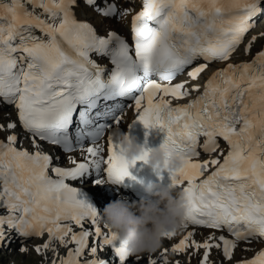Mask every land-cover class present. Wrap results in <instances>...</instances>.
<instances>
[{
    "label": "snow or ice",
    "instance_id": "obj_1",
    "mask_svg": "<svg viewBox=\"0 0 264 264\" xmlns=\"http://www.w3.org/2000/svg\"><path fill=\"white\" fill-rule=\"evenodd\" d=\"M141 2L142 10L131 21V44L115 29L99 35L91 22L76 17L81 5L102 19L130 13L131 8L121 11L113 0H28L42 14L28 11L21 0L0 4V19L6 21L0 23V106L14 105L32 147L17 148L16 122L0 124V131L10 132L0 140V208L7 212L0 215V242L6 231L22 242L46 235L34 250L51 252L49 264H127L133 255L103 223L85 191L66 183L87 184L92 176L96 185L118 186L135 179L130 170L137 162L147 163L150 149L129 165L114 139L122 112L113 108L123 105L110 102L124 98L134 104L135 123L164 133L159 148L184 160L185 167L170 175V187L182 190L188 206L186 234L163 248L159 259L137 255L135 264H169V251L188 249L193 254L203 250L199 264H215L213 249L232 261L239 243L264 242V50L251 64L229 62L254 26L262 0ZM92 54L109 58L113 67L107 77ZM198 60L204 62L187 71L189 80L173 83ZM213 62L226 67L214 72L202 92L189 86ZM257 62L259 71L253 73ZM193 92L200 95L173 106V100ZM106 131L107 156L101 143ZM41 142L64 153L78 150L82 159L67 156L73 167L56 166L53 160L60 157L45 153ZM202 154L208 158L200 160ZM190 226L228 236L213 232L197 241ZM60 247L67 250L64 256ZM237 264H264V249Z\"/></svg>",
    "mask_w": 264,
    "mask_h": 264
},
{
    "label": "clouds",
    "instance_id": "obj_2",
    "mask_svg": "<svg viewBox=\"0 0 264 264\" xmlns=\"http://www.w3.org/2000/svg\"><path fill=\"white\" fill-rule=\"evenodd\" d=\"M117 144L129 165L140 160L146 150L127 133L118 135ZM146 159L145 165L158 177L163 173L169 176L179 173L185 167L180 156L166 154L160 148L150 149ZM144 192L147 198L132 203L118 199L109 203L102 213L103 223L117 234L132 255L159 251L165 237L184 230L188 214L187 201L181 189L149 183Z\"/></svg>",
    "mask_w": 264,
    "mask_h": 264
},
{
    "label": "bare ground",
    "instance_id": "obj_3",
    "mask_svg": "<svg viewBox=\"0 0 264 264\" xmlns=\"http://www.w3.org/2000/svg\"><path fill=\"white\" fill-rule=\"evenodd\" d=\"M113 2H116L118 4V7L121 11H123L124 9H127V8H131L130 13L126 16L118 17L116 19H102L99 15L94 13L91 9H87L85 11L83 8V5H81V7L78 8L76 11L79 14H81L84 18L86 17V19L96 27L97 31L101 35H106V30L108 28H112V29H115L118 33L124 35L126 37L127 41H132V35L129 32V28H126L127 27L126 24L129 23L130 18L133 15V12L136 11V9L138 8L139 1L135 0V2L131 3V4L123 3L122 0H113ZM24 4L29 5L28 0H24ZM35 12L39 13L40 8H35ZM252 30H250L247 33V35L245 36V39L252 32ZM261 41L262 40H260V42ZM262 42H263V45L259 49H257L252 55H254L255 53L259 52L260 50H262L264 48L263 47L264 46V39ZM246 46L247 45L244 46V49L246 48ZM256 46L257 45L255 43H252L251 50H252V48H254ZM246 59L248 60V58H246V56L243 55L242 59L236 60V62H242ZM106 66L110 67V64H107ZM133 107H134V105L130 104L126 108H124L123 110L113 108V111L116 112L117 114H120L122 112V115H121L122 123L119 125V127L123 128L124 131L128 130L129 125L131 124V120L134 119L133 117L135 116V112L133 111ZM5 109H8L5 105L0 106V124L6 125L9 121L16 122L15 109L13 107L9 108L10 109V115L9 116L6 115ZM18 133H19V131L16 129L14 134L18 135ZM9 134H10V132H8L7 130L6 131H0V140H4L6 138V136ZM107 135H108V132L106 131L105 137L101 141V143L104 145V148H105V156H107V151H106ZM21 137H26V135L21 134ZM57 156L60 157V159L57 161H59L61 164H64V165H67L70 167L73 165L68 161L67 156H71L77 160L82 159L81 153L79 151H77V153L70 154V155L64 154V153H58ZM88 180L91 182L87 183L86 186H88L91 189L94 187L98 191L102 192L101 195H102L103 201L106 203V206L109 203L114 202L118 199H125L129 203L138 201V200H135L134 198H132L131 196L126 195L121 190H118L117 188H114L110 185H107V184L96 185L95 184V178L89 177ZM188 230H193L196 233L194 238L197 241H203L209 234L213 233V231H206V230H202V229H198V228H192V227H190ZM186 231L187 230L181 231L179 234H177V236L174 239H171L172 240L171 246L175 245L178 242V240L184 234H186ZM214 234L216 236L220 235L219 233H216V232H214ZM10 238H11V240H13L14 238H17V234L14 231H6V239L3 241V243L8 242V240ZM17 239H19V238H17ZM163 241L168 242V239H164ZM61 248L62 247H60L59 249H61ZM245 248H249L251 250L244 251ZM262 249H264V242L256 241L250 245L242 242V243H239L238 247L236 248V250H239V252L234 250V256H233L232 261L224 260L221 251L215 250V249L212 250L210 259L212 262H215V264H218V262H220V261H223V264H237V262H239L241 260H248V259L254 257L255 254ZM66 251H67L66 249L62 248L60 250V253L64 252L66 254ZM169 253H170V257H169ZM193 253H194L193 249H188L185 253H183L184 258L181 259V257H180L181 254H176V253H172L171 251H169L167 253V258L168 259L170 258V259H173L176 261L179 260L180 264H181V260L188 264L189 256H191L190 264H198V261L202 257L203 250H200V252L198 254H193ZM107 255L108 254L106 252H105V254H103V256H107ZM49 262H47V264H49Z\"/></svg>",
    "mask_w": 264,
    "mask_h": 264
},
{
    "label": "rangeland",
    "instance_id": "obj_4",
    "mask_svg": "<svg viewBox=\"0 0 264 264\" xmlns=\"http://www.w3.org/2000/svg\"><path fill=\"white\" fill-rule=\"evenodd\" d=\"M126 28H128V23L126 24ZM255 36L257 39L254 42L257 46L252 48L250 53L245 54L246 58L252 57L253 53L259 49L263 45V39H264V17L262 20L254 27L253 31L248 35V37L245 39L244 44L241 46L240 50V55L243 56V50L245 52L244 46L248 45L250 42H252V37ZM260 40H262L260 42ZM240 58V57H239ZM238 58V59H239ZM242 59V58H241ZM240 60V59H239ZM10 109H5V113L7 116L10 115ZM9 132V131H8ZM23 142V141H22ZM23 144V143H21ZM91 181H89L90 183ZM2 213V212H0ZM2 215V214H0ZM47 241V236L45 235L43 238H32L28 239L26 241H21L20 239L14 238L13 240H8V242L0 243V264H47L53 257L51 252L45 253L44 255L37 254L36 251L34 250L36 246L42 245ZM172 240H168V242L163 241V246L162 248L157 251L154 254H142L140 255L141 257H147V256H154L157 259L160 258V252L162 251L163 248H170ZM6 244V245H5ZM21 247H25L27 251L21 252L19 249ZM62 249V248H61ZM59 249V254L61 256H64V252L60 253ZM239 252V250H236ZM236 252V253H237ZM105 253H102V255ZM47 257V258H45ZM170 257V253H169ZM181 259L184 258V254L182 253L180 255ZM168 259V258H167ZM169 264H175L176 260L173 259H168ZM132 264H135V260L132 262ZM181 264H187L184 261L181 260ZM199 264V261H198Z\"/></svg>",
    "mask_w": 264,
    "mask_h": 264
}]
</instances>
